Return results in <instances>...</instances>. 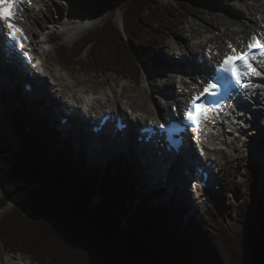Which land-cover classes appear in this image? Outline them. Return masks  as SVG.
<instances>
[{"label": "trees", "instance_id": "1", "mask_svg": "<svg viewBox=\"0 0 264 264\" xmlns=\"http://www.w3.org/2000/svg\"><path fill=\"white\" fill-rule=\"evenodd\" d=\"M205 1L78 0L84 13L110 17L71 46L61 45L58 56L66 66L139 81L138 54L163 46L188 19L198 17ZM118 10L124 29L114 18ZM44 117L25 103L16 108L11 124L23 152L16 156L0 147V190L12 181L27 190L9 209L18 191L0 196V241L6 249L24 252L38 264H238L236 254L243 256L242 264H264L259 165L248 167L242 181L227 180L225 195L236 190L241 204L231 210L244 224L233 236L222 205L210 202L211 215L200 224L195 217L184 221L177 199L151 205L152 191L137 202L130 162H112L90 174L70 142L57 144L59 135ZM97 188L101 198L94 205Z\"/></svg>", "mask_w": 264, "mask_h": 264}, {"label": "rangeland", "instance_id": "2", "mask_svg": "<svg viewBox=\"0 0 264 264\" xmlns=\"http://www.w3.org/2000/svg\"><path fill=\"white\" fill-rule=\"evenodd\" d=\"M245 2L254 3L256 5L255 9L245 10V13L242 12V16L238 17L239 19L233 22L234 25H230L228 26V28L220 23L221 22L219 18L220 16L226 15V13H228V11L230 10L234 12L242 10L241 6ZM79 6L80 4L77 3V0H50L48 9L46 8L45 10H42L41 12H38V14H36L37 21L33 17L31 21L28 22V28L34 35H36L35 38L38 43H39V38L40 39L45 38V36L42 35L43 33L53 34V36L50 38L49 43L45 45L37 46V50L41 55H45L46 57V63L44 64L46 65L47 68H49L50 71L49 77L53 76L54 74L55 75L57 74L56 71L57 67L61 68L62 74L59 75L58 81L60 80L59 82L62 84V89H64L63 87L65 86L66 91L68 89L76 91V88L78 89L84 88L88 92L90 90H93L95 92L96 91L99 92V94H97L99 98L102 97L101 96L102 93L108 92L109 94H111L110 97L108 96L110 101L104 103L106 106L104 107V109L110 107V109L112 108V110L115 112L124 111V113L127 114L129 110L130 111L132 110L128 107L129 104L127 103L130 97L137 98V103L141 104L143 103V97L146 96L149 100L148 101L149 107L150 105L153 106L154 101L163 100L162 97H159L161 96V93L158 94L157 92L154 91V89H156V86L154 85L155 83L153 82L156 81V84L158 83V85H160L162 88H165L166 86L164 87V83L167 82L168 77L172 72H175L176 76L182 73V71H172V70L166 73V70H168L167 66L165 65L167 58L172 59L174 62L180 63L179 59L189 54L188 51L185 49L186 48L185 46L188 45V49H190L191 47L192 50V54H190L191 55L190 57L192 59H196L195 53H197L196 51L199 50V48L196 47H198L199 44L205 46L207 39L212 37L215 33L220 34L221 36L223 35L222 38L224 39V42H228L227 39L231 38L229 33L233 32V30L239 29V27L242 24L241 20L244 21L246 20L245 15H248L249 20H251V18H255L258 15V13H261L264 10L263 9L264 0H206V2H203L201 5L203 7V10L199 13L198 17L192 16L190 19H188L186 21V25L182 27L181 30L177 31L174 37H171L170 40L166 41L164 45L159 48L146 50L145 53L148 56L146 57L145 62L149 60L150 64L143 63V65H140L141 66L140 73H141V69H142V73H141V80L138 81V83L132 79H123L114 72H110L108 74H101L99 72L85 70L83 67H74V66H68L69 68L61 67V65L59 64L60 58L56 50L61 45L71 46L83 34H86L87 32L94 30L96 27L102 24L104 19L110 17L108 14H104V13H101V15L95 17L94 14L84 13L83 11L79 10L80 8ZM114 18L118 22L119 27L121 29H124L123 13L120 10H118L114 14ZM234 18H236V16ZM37 22H39L42 26H44V28L45 26L48 27V29L45 28L46 32L37 33V30L39 29V24ZM71 23H73V25ZM213 23L218 24L215 29V33H212L213 30L208 31L207 29ZM67 28H72V29H70V31H65L67 30ZM256 29L259 28L257 27ZM245 36L246 33L238 34V37H245ZM233 40H236V37ZM43 49L46 50L44 52H41L43 51ZM154 65H157V67L156 66L154 67ZM5 68L6 66H4V69ZM6 71L8 70L6 69ZM67 73L71 74V76L68 77ZM146 74L149 75L148 83L146 79ZM177 79L178 77L176 78V81ZM19 88L23 90L24 89L23 84L20 85ZM19 88H17L16 90H14V88L5 89L2 95H0V115L3 119L0 121V147H6L10 152H17V151L23 152L19 133L12 128V124H11V119L12 117H14L16 108L20 104L18 103L16 94H14L15 91L20 90ZM111 89L115 90L114 96L113 93L111 92ZM168 89H172L171 91H175V89L180 90L181 88L178 85H176L174 87L170 86L168 87ZM9 90H14V91H11L10 93ZM179 94H183V92L181 93L180 91ZM57 97L58 95H56V98ZM84 98L85 97L82 95L80 99H84ZM104 101L106 102V100ZM47 107L53 109V113L54 112L58 113V108L55 106V101L53 105V100H49L48 103H46V105L42 109H40V111L43 110L44 112L47 111V113H51ZM95 110L98 111L99 107H97ZM44 112L43 114H45ZM136 112L140 113L139 111ZM153 118L155 119V116ZM156 121H160L159 117L156 118ZM253 130H255V128L248 130L251 133L250 137L258 136L260 138L261 136L263 138L264 125H261V127H259V130L258 129L256 130L257 134L254 133ZM247 135L248 134L246 130L242 133L238 132L234 136L236 137L235 144H232L231 146H223L224 147V149L222 150L223 156L220 157L222 166L221 169L218 171V177L222 181V188L218 191H214L211 193L206 192L205 194L206 196L203 197V199L205 200H207L208 198L211 201V203H216L219 206V208L220 205L224 206V213L226 214L225 223L227 224V227L233 236L234 235L239 236L237 232L242 230L244 227V224H242V222H240V220L237 218L238 213L237 212L232 213L231 210V206L233 204L235 205L241 204V200L240 197L237 196L236 190L230 193V189H229L228 194L226 191V195H225V190H227L225 183H227V180H229L230 177L231 178L238 177V180L240 181L244 180L245 174L249 172L248 167L250 166L254 167V164L256 163V159H255L256 157L253 158V153H250L248 151L250 148V142L248 141ZM73 148H74L73 151L76 154H78L76 141H74L73 143ZM84 152H85L84 158H87L86 153L88 152L89 154L91 151L89 149H86L84 150ZM102 153H104V151ZM77 156L79 157V155ZM98 157L102 159L101 160L102 163H98V160L96 159L93 162L92 158L89 159L90 161H87L88 164L90 165V169L88 168V171L89 172L91 171V174L95 171V168L97 170H101L107 167V163H105L106 161L105 159L107 157H104V155H102L101 153L97 155V158ZM241 158H243V160H241ZM128 160L132 161V159H128ZM241 162L243 164H241ZM3 165L4 164L0 159V166ZM174 173L175 172L173 170L170 171V181H174V183L176 184V182L179 181V177L175 178ZM133 174L134 176H136L138 181V187L136 190L137 195L139 194H142L143 196L146 195L148 193V190L145 188H143L142 190L141 185L143 183L144 185H146V187L148 186V184L151 185L149 181H151L152 179L149 178L140 179L139 173H137V171L136 173ZM182 177L183 176L181 175L180 178ZM180 183L181 181H179L178 184L180 185ZM177 188L180 189L179 186ZM15 189L14 187L10 186L9 183H7L0 190V196L8 192H12ZM261 190L264 194V170L262 172ZM26 194H27V190H21L19 192H16V195L11 199V203L6 209H9L19 200L24 199ZM95 195L93 196L92 199V203L94 205L98 204V201L101 198L99 192L98 194L96 193ZM165 197L168 198V196ZM180 197L181 196L176 195V197L174 198L179 200ZM160 199L166 200L164 197L159 198L158 200L154 198V200H152L151 205L153 204L158 205V201ZM139 200L140 199L137 196L136 201L139 202ZM3 212H0V216L3 214ZM210 215H211V211L209 210V205L207 206V204L205 203L202 206V208H200V211L197 212V218L195 220L200 224H204L206 223V220H208ZM257 215H258L257 218L260 219L259 218L260 214L258 213ZM212 221H213V217H212ZM5 254L7 253L4 249L3 244L0 242V258L2 259L4 264H10L11 262L7 261L6 259L7 256ZM17 255L18 257H20L21 255L24 254L18 253ZM22 257H24V259L26 258L25 260H27L28 262L27 264H34L28 256L24 255ZM235 257H236L235 259L238 260L239 262L238 264L243 263L242 260L243 256H241V254L240 255L236 254ZM245 264H248L247 261Z\"/></svg>", "mask_w": 264, "mask_h": 264}, {"label": "bare ground", "instance_id": "3", "mask_svg": "<svg viewBox=\"0 0 264 264\" xmlns=\"http://www.w3.org/2000/svg\"><path fill=\"white\" fill-rule=\"evenodd\" d=\"M50 2V0L48 1V3ZM206 2V1H205ZM49 6V5H48ZM256 5L254 3H244L241 8L242 10L241 13L240 11L234 12L232 10L228 11V13H226V15L220 16V20H221V24H223V26L227 27L230 25H234L233 22L238 20L240 16H242V12L245 13V10H252L255 9ZM48 9V7H47ZM216 13V12H215ZM36 15V13H35ZM233 16V17H232ZM236 16V18H234ZM244 16V15H243ZM246 20H241V26L239 27V29L237 30H233V32H230V36L231 38H228L227 41L228 42H224V39L222 38V36L220 34H216L215 33V29L217 27V23H213L211 26H209L207 29L208 31L213 30L212 33H215L212 37L207 39V42L205 44V46H203L202 44H199L198 47L199 48L198 51H196L197 53H195L196 59H189V58H183L181 61L178 62H174L172 59L167 58L166 59V66L168 68V70H166V73L170 70L172 71H182V68L185 65H190L192 68H194V74L193 76H188L191 79H184L182 78L179 81V84H177L176 82V78L179 77V74L176 76L175 72H172L169 77L167 82L164 83V87L162 88L160 85H158V83L156 84V81H154L153 83H155L154 85L156 86V89H154L155 92H157L158 94L161 93V96L163 100H156L154 101L153 107L152 105H150V107L148 106V98L146 96L143 97V103L138 104L137 103V98L135 97H130L129 100L127 101V103L129 104L128 107L134 111H139L140 116H142L141 118L145 119L146 121L150 122H155L156 118L159 116L158 115V111H164L168 108V106H177V107H181L183 106L187 101H189L193 95H195V93H198L200 91L203 90L202 85L205 84V79H204V74L206 72H209V70L211 69V67L213 66L214 62L216 60H222L223 59V55L227 52H230L231 50L228 48L229 44H232L233 46H246L248 40L250 39L251 35L257 30L256 28H260V26H264V12H262L260 14V16H256L255 18H251V20H249V16L245 15ZM73 25V23H71ZM45 28L48 29L47 26H45ZM43 26V30H46ZM67 29H72V28H67ZM241 29V30H240ZM239 33H246L245 37H238ZM257 33V32H256ZM255 34V33H254ZM45 36L44 39H40L39 38V43L36 40L37 45H40L42 43L47 44V42H45L46 37L49 39L53 36V34L49 33V34H42ZM235 41H232L233 39H235ZM0 40L1 37H0ZM231 40V41H229ZM3 42V41H2ZM235 43H237L238 45H236ZM210 44V45H209ZM0 45H1V41H0ZM195 46V45H192ZM186 50L188 52H190L192 54V50L191 47L190 49H188V45L185 46ZM7 50V47L5 49L0 48V95H2L3 91L5 89H15L17 88L21 83H24L27 79H28V75L26 73L23 72V70H21L20 68L15 67L14 65H12V63L10 61H8L7 56L5 55ZM182 51V50H181ZM185 51V50H184ZM202 54L205 57V63L206 65H202V64H198V55ZM48 57V55H47ZM40 62H42V60L39 57ZM200 60V59H199ZM44 64V63H43ZM4 66H6V68L4 69ZM148 66V65H145ZM204 66V68H203ZM6 69L8 71H6ZM47 70L49 71V68H47ZM53 70V69H52ZM57 74L49 77V89L51 90V93L49 92L48 95L52 97V95H54L53 93H57L60 94L66 104H65V108L64 107H60L58 109L59 115L64 116L65 114V109H68L71 106H75L77 108V110H79V115H78V120L83 119L87 125H90L89 122L91 121H95V118L99 119L98 116H102L105 112H108L110 110H112V108L110 109H104L105 104L110 101L109 97L111 96V94H109L108 92L102 93L101 94V98H99L97 96V93L93 90H90L89 92L86 89H78L76 88V91H73L71 89H68L66 91L65 86L63 87L64 89H62V84L58 81L59 75L62 74L61 68L57 67L56 68ZM213 71V69H212ZM64 74V72H63ZM182 74V73H181ZM68 77L71 76V74H68ZM49 76H50V71H49ZM147 76V75H146ZM61 78V77H60ZM176 86L179 85L180 87H184L183 89V94L182 95H178L177 93L179 92V90H175V91H170L168 89V87L170 86ZM11 91V90H9ZM27 91V89H26ZM35 91V89H34ZM115 90L111 89V92L113 93L114 96V92ZM153 91V92H154ZM125 92V90H124ZM52 94V95H51ZM84 96V99H80L81 96ZM109 96V97H108ZM257 97H258V102L262 104V102L264 101V88L260 89V91L257 93ZM54 99V98H53ZM165 99V100H164ZM106 100V102L104 101ZM56 101V99H55ZM84 101L83 102V107L84 109L79 106V102ZM54 104V101H53ZM99 107V110L96 111L95 109ZM153 107V108H152ZM244 108V106H241ZM241 107H237L234 109L233 114L234 117L230 120H228L227 122V131L229 133V136L231 137V141H229L227 143V145H231V144H235V139L236 137L235 134L236 133H240L242 130L243 132L245 131L243 128L245 127V125H242L239 127V124L241 122V119L238 117V109ZM261 107H263L261 105ZM264 109V107L262 108ZM130 111V110H129ZM152 111V112H151ZM112 112L116 113L115 111L112 110ZM97 113V114H95ZM160 113V111H159ZM117 114V113H116ZM257 114H260L259 112ZM133 115V114H131ZM155 116V119L153 118ZM3 120L1 115H0V121ZM163 119H160V123L162 122ZM117 121L115 120V123ZM242 123V122H241ZM92 124V123H91ZM264 125V123H261V125ZM224 125V123H223ZM215 134V133H214ZM214 134H212V138L210 141L207 142V146L208 147H213L214 150H219L217 151L220 155L218 156V160H219V166L220 164V157L223 156V152H222V148L219 146L214 145L215 142L217 141L218 138H214ZM119 135V133H118ZM264 137V136H263ZM254 138H257L256 136ZM259 139H263L261 136ZM134 144V140L132 138H130L129 140H127L125 143H121L119 142V146L117 151L121 152V154L129 157L128 155H130V150L132 149ZM191 144V143H190ZM118 145V144H117ZM115 145V146H117ZM115 146H113V148H115ZM191 146V145H190ZM189 147V145H188ZM189 148H186V150H184L186 153H188ZM129 151V153H128ZM108 151H104V153L101 152L102 155H104V157H108L110 158V154L106 153ZM100 154V153H99ZM97 154V155H99ZM89 157L92 158V153L90 152ZM212 157V156H210ZM90 161V160H89ZM4 166V165H3ZM194 167H197V165H195L194 163H191L190 165L187 166V168H185V170H187L189 168L190 169H196ZM174 171V177L176 178L178 176V171L176 167H174L173 165L170 166V169L166 171V174H163V170L160 169V167L156 168V172H154L153 175L151 174H147V178L152 179L150 181L151 186L157 187L160 185H165L169 191V193H174L177 191L176 189V184L174 183V181H170V171ZM213 171V169H212ZM193 175H195L193 173ZM192 176V174H191ZM214 179H216V177H213ZM176 182V181H175ZM227 184V183H226ZM227 186V185H226ZM188 190H191L189 188H187ZM194 193H197L196 191L193 190ZM178 195L183 197L184 200L187 199H191L192 196L190 195V193L188 192H184V194L179 191ZM184 195V196H183ZM175 199V198H174ZM194 201L195 198H194ZM208 203V202H206ZM194 208V207H192ZM24 255H21L20 257H14L13 255L9 256V259L11 261L12 264H27V260L24 259V257H22ZM10 263V264H11ZM0 264H4V263H0Z\"/></svg>", "mask_w": 264, "mask_h": 264}, {"label": "snow or ice", "instance_id": "4", "mask_svg": "<svg viewBox=\"0 0 264 264\" xmlns=\"http://www.w3.org/2000/svg\"><path fill=\"white\" fill-rule=\"evenodd\" d=\"M23 2L24 0H0V28H6L8 36L17 43H20V37H24V32L14 21L19 17L17 9ZM28 2L30 3L31 0H28ZM20 47H23L22 43H20ZM228 48L231 51L223 55V59L219 62L218 72L227 74L236 85L243 87L242 79L250 74L257 73V68L253 66L252 61L259 63L258 56L264 57V33L253 34L247 42L246 49H237L232 44H229ZM215 80L216 82L209 80L203 90L191 98L186 119L196 126L194 130L198 131L201 123L208 119L209 109L199 101L206 96H216L221 87L228 85L224 75H216ZM159 127L163 129L165 125L160 124ZM201 154L203 155L202 150Z\"/></svg>", "mask_w": 264, "mask_h": 264}, {"label": "water", "instance_id": "5", "mask_svg": "<svg viewBox=\"0 0 264 264\" xmlns=\"http://www.w3.org/2000/svg\"><path fill=\"white\" fill-rule=\"evenodd\" d=\"M11 153H14V155H18V154H20L18 151L17 152H11ZM20 186V183H19V185H17L15 188L17 189V191L19 192V191H21V190H24V189H20V188H18Z\"/></svg>", "mask_w": 264, "mask_h": 264}]
</instances>
